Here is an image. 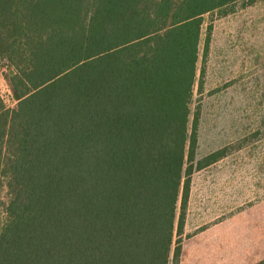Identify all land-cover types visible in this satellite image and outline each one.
<instances>
[{
  "label": "trees",
  "instance_id": "1",
  "mask_svg": "<svg viewBox=\"0 0 264 264\" xmlns=\"http://www.w3.org/2000/svg\"><path fill=\"white\" fill-rule=\"evenodd\" d=\"M244 0H0V264H181L204 17Z\"/></svg>",
  "mask_w": 264,
  "mask_h": 264
},
{
  "label": "rangeland",
  "instance_id": "2",
  "mask_svg": "<svg viewBox=\"0 0 264 264\" xmlns=\"http://www.w3.org/2000/svg\"><path fill=\"white\" fill-rule=\"evenodd\" d=\"M204 17L195 162L223 157L191 180L181 264H264V0H244ZM0 65V95L16 100ZM8 201L0 185V231Z\"/></svg>",
  "mask_w": 264,
  "mask_h": 264
}]
</instances>
